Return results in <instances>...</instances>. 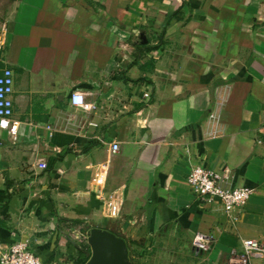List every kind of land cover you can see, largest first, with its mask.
Returning <instances> with one entry per match:
<instances>
[{
	"label": "crops",
	"instance_id": "1",
	"mask_svg": "<svg viewBox=\"0 0 264 264\" xmlns=\"http://www.w3.org/2000/svg\"><path fill=\"white\" fill-rule=\"evenodd\" d=\"M6 68L18 132L0 128V245L79 264L100 228L134 264H227L242 239L264 243V0H0ZM196 164L254 195L230 216L201 204Z\"/></svg>",
	"mask_w": 264,
	"mask_h": 264
},
{
	"label": "built area",
	"instance_id": "2",
	"mask_svg": "<svg viewBox=\"0 0 264 264\" xmlns=\"http://www.w3.org/2000/svg\"><path fill=\"white\" fill-rule=\"evenodd\" d=\"M14 84V72L9 68L4 69L0 74V128L7 130L15 139L18 123L14 120ZM70 100L72 105L85 111H91L93 108L92 103L87 100L86 94L82 92L73 93ZM223 105L218 104L217 109L211 112L208 117L209 131L205 137L208 140L220 136L221 107ZM111 151L113 154L118 153L120 151L119 143L113 142ZM39 168L45 171L49 167L47 163H40ZM187 183L201 204L220 203L228 216L237 210H242L255 193L253 189L238 186L232 182L230 172H217L199 164L191 167ZM229 219L231 224L235 225L237 220L231 217ZM215 243L214 234L197 233L192 244L196 250L208 253L213 249ZM256 260H264V243L254 239H242L240 248L230 253L227 264H255ZM0 264H43V262L30 250L27 243L15 242L0 245Z\"/></svg>",
	"mask_w": 264,
	"mask_h": 264
},
{
	"label": "water",
	"instance_id": "3",
	"mask_svg": "<svg viewBox=\"0 0 264 264\" xmlns=\"http://www.w3.org/2000/svg\"><path fill=\"white\" fill-rule=\"evenodd\" d=\"M88 244L92 256L86 264H131L127 241L107 230L92 229Z\"/></svg>",
	"mask_w": 264,
	"mask_h": 264
},
{
	"label": "trees",
	"instance_id": "4",
	"mask_svg": "<svg viewBox=\"0 0 264 264\" xmlns=\"http://www.w3.org/2000/svg\"><path fill=\"white\" fill-rule=\"evenodd\" d=\"M119 237H121V236H119ZM91 256H92L91 251H89L88 253L82 252V258H81L79 264H86L89 261V259L91 258Z\"/></svg>",
	"mask_w": 264,
	"mask_h": 264
},
{
	"label": "rangeland",
	"instance_id": "5",
	"mask_svg": "<svg viewBox=\"0 0 264 264\" xmlns=\"http://www.w3.org/2000/svg\"><path fill=\"white\" fill-rule=\"evenodd\" d=\"M129 246V245H128ZM130 248V246H129ZM129 257H130V250H129ZM130 261H131V264H134V262L132 261L131 257H130ZM137 261V260H136Z\"/></svg>",
	"mask_w": 264,
	"mask_h": 264
}]
</instances>
